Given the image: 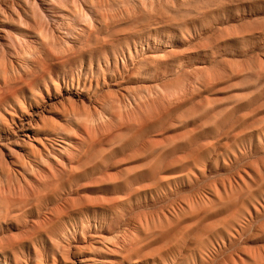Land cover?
<instances>
[{"label":"rangeland","instance_id":"rangeland-1","mask_svg":"<svg viewBox=\"0 0 264 264\" xmlns=\"http://www.w3.org/2000/svg\"><path fill=\"white\" fill-rule=\"evenodd\" d=\"M0 264H264V0H0Z\"/></svg>","mask_w":264,"mask_h":264},{"label":"bare ground","instance_id":"bare-ground-1","mask_svg":"<svg viewBox=\"0 0 264 264\" xmlns=\"http://www.w3.org/2000/svg\"><path fill=\"white\" fill-rule=\"evenodd\" d=\"M19 3V2H18ZM20 6V5H19ZM3 9V8H2ZM17 9V8H16ZM5 10V9H4ZM21 10V9H20ZM3 11V10H2ZM7 16V15H6ZM89 35H90V33H89ZM44 111V110H43ZM43 114V113H42ZM30 117V116H29ZM31 118H32V116H31ZM30 120V119H29ZM21 122V121H20ZM15 123V122H14ZM22 124V127L24 128L25 127V129H28L31 125H32V123L31 122H21ZM4 124V123H3ZM17 124V123H16ZM35 124V123H34ZM5 125V124H4ZM13 125V124H12ZM11 126V125H10ZM16 126V125H15ZM34 126V125H33ZM15 128V127H14ZM16 129H17V127H16ZM10 130H12V129H10ZM22 130V129H21ZM13 131V130H12ZM15 132V131H14ZM14 134V133H13ZM15 135H16V133H15ZM19 135V134H18ZM7 137H8V135H7ZM47 139V138H46ZM19 141V140H18ZM26 141V140H25ZM64 141V140H63ZM12 142V141H11ZM68 143V142H67ZM21 145V144H20ZM42 145V144H41ZM42 146H44V144L42 145ZM20 149V148H19ZM43 149H45V148H43ZM34 150V149H33ZM49 150V149H48ZM36 151V150H35ZM46 151V150H45ZM45 151H43V152H45ZM5 152V151H4ZM41 153H42V151H40ZM50 152V151H49ZM36 153V152H35ZM37 153H39V152H37ZM40 153V154H41ZM16 154V153H15ZM32 154H34L33 153V151H32ZM26 155V154H25ZM48 155V154H47ZM34 156V155H33ZM53 156H55V155H53ZM44 157V156H43ZM48 158V157H47ZM38 159V158H37ZM60 159V158H59ZM32 160V159H31ZM40 160V159H39ZM43 160H44V158H43ZM50 160V159H49ZM56 161V160H55ZM34 162V161H33ZM32 163V162H31ZM23 164V163H22ZM24 165V164H23ZM26 165V164H25ZM24 168V167H23ZM26 168V167H25ZM50 171V170H49ZM52 171V170H51ZM21 173V172H20ZM77 173V172H76ZM86 175V174H85ZM61 179V178H60ZM54 181V180H53ZM55 182V181H54ZM48 183V182H47ZM49 184H50V182H49ZM70 184V183H69ZM57 186V185H56ZM72 191V190H71ZM44 197V196H43ZM47 198V197H46ZM49 198V197H48ZM50 199V198H49ZM49 199H48V201H49ZM46 206V205H45ZM3 209V208H2ZM7 210H9V209H7ZM7 213H10L9 211L7 212ZM1 214H2V211H1ZM43 232V231H42ZM38 234V233H37Z\"/></svg>","mask_w":264,"mask_h":264}]
</instances>
